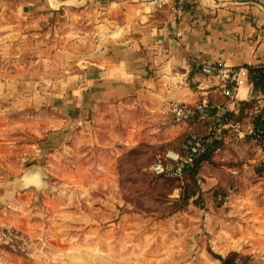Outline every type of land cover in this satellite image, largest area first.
Listing matches in <instances>:
<instances>
[{
  "label": "crops",
  "instance_id": "obj_1",
  "mask_svg": "<svg viewBox=\"0 0 264 264\" xmlns=\"http://www.w3.org/2000/svg\"><path fill=\"white\" fill-rule=\"evenodd\" d=\"M177 1L0 0V57L9 61L0 65V168L33 161L26 184L39 185L46 172L42 163L49 164L51 154L60 163L71 162L75 184L81 178L80 158L91 150L84 152L85 142L105 146L101 135H116V117L127 132L120 146L130 143L128 123L143 128L146 110L149 119L160 122L154 130L196 129L206 149L216 139L220 144L198 174L203 203L192 199L172 216L187 220L189 240L207 263L221 264L209 249L223 256L251 254L262 242L264 154L251 132L264 94L254 92L250 82L243 85L232 112L237 127L225 125L216 137L209 135L212 118L175 123L173 106L196 107L205 99L222 103L227 97L221 68L264 64V11L252 0ZM16 56L33 58L16 65ZM245 142L246 159L236 147ZM167 144L173 149L170 139ZM13 183L23 189L18 180ZM224 189L227 196L218 205ZM120 215L128 218V212ZM131 215L146 220L139 212ZM119 243L123 247L122 239ZM150 258L151 264L159 262ZM109 262L144 263L123 253Z\"/></svg>",
  "mask_w": 264,
  "mask_h": 264
},
{
  "label": "rangeland",
  "instance_id": "obj_2",
  "mask_svg": "<svg viewBox=\"0 0 264 264\" xmlns=\"http://www.w3.org/2000/svg\"><path fill=\"white\" fill-rule=\"evenodd\" d=\"M29 58L33 57L16 56L14 63H29ZM8 63V57H0V65ZM147 112L140 130L128 123L130 143L125 146L119 144L127 132L120 130L124 125L118 117L112 120L116 135H101L105 146L85 142L84 152L91 150L80 158V183L72 184L71 162L60 163L51 154L49 164L42 163L46 170L42 184H23L22 190L13 181L26 183V172L36 163L23 161L16 162V167L0 168V264H114L110 256L118 258L121 253L137 256L143 264H151V256L158 257L155 264H209L190 242L183 215L166 216L173 207L168 199L178 197L175 186L185 177L175 183L151 180L152 165L166 152L168 139L169 147L178 149L189 132L203 135L196 129L184 133L178 127L163 134L154 130L160 122L149 119ZM49 126H54L52 115ZM238 144L239 157L246 159L248 144ZM121 211L128 212V218L121 220ZM134 211L146 220H135ZM121 222L128 228L122 229ZM259 240L253 253L243 254L248 259L239 260L240 264H264V232L259 233Z\"/></svg>",
  "mask_w": 264,
  "mask_h": 264
},
{
  "label": "built area",
  "instance_id": "obj_3",
  "mask_svg": "<svg viewBox=\"0 0 264 264\" xmlns=\"http://www.w3.org/2000/svg\"><path fill=\"white\" fill-rule=\"evenodd\" d=\"M185 0H178L179 5L184 4ZM252 2L260 6L264 11V0H252ZM178 31V34H181ZM220 80L223 85V93L227 97L222 103H210L207 99L196 107H188L181 103L173 106V121L181 123L192 120L197 113L202 116L210 113L213 124L209 127V135L216 137L225 125L237 127V123L233 117V106L236 102V93L243 86L249 83V71L246 67L241 68H221L219 70ZM256 97V96H253ZM264 110V105L257 109L255 118ZM264 119V118H263ZM252 135H256L264 154V128L260 126L253 128ZM206 140L196 132H189L182 141L180 149L167 150L152 165V170L157 175H165L168 177H182L185 169L194 163L196 158L205 151ZM262 170L264 172V159L262 162Z\"/></svg>",
  "mask_w": 264,
  "mask_h": 264
},
{
  "label": "trees",
  "instance_id": "obj_4",
  "mask_svg": "<svg viewBox=\"0 0 264 264\" xmlns=\"http://www.w3.org/2000/svg\"><path fill=\"white\" fill-rule=\"evenodd\" d=\"M246 68L249 71V82L253 85L254 92L260 91L264 94V64L247 65ZM244 106H246V104ZM202 117L204 119L211 118V114L206 113L205 116H202L200 113H197L196 116L190 121H198ZM263 118H264V110L261 114H259L254 119L255 128L259 126L261 128H264ZM253 136L256 138V135H253ZM219 144H220L219 141L216 139L209 146V148L205 149V151L196 158L193 164L189 165L185 169V172L182 177L175 178V177H168L165 175H157L152 170L153 177L151 178V180H153L154 178H159V179L164 178V179H168L167 182L169 181L170 183H175L176 182L175 179L181 180V178L185 177V181L181 185L175 186L176 188H179L180 190L179 196L174 197V198L169 197L168 199V201L172 204L173 207L170 210V212L166 214V216H170L176 212H181V211L186 210L192 199H193L192 202L196 205H201L203 203V192H202V188L198 181V174L200 173L201 165L203 163L212 162L213 154ZM178 149H180V147ZM261 169H263L262 164H261ZM226 196H227V191L226 189H224L222 193V199H220L221 201L219 202L218 205H221L223 203ZM209 252L213 255L214 258L218 259L221 262V264H240L239 260L243 258L248 259L246 255L240 254L235 251H231L226 256L215 253L211 249H209Z\"/></svg>",
  "mask_w": 264,
  "mask_h": 264
},
{
  "label": "water",
  "instance_id": "obj_5",
  "mask_svg": "<svg viewBox=\"0 0 264 264\" xmlns=\"http://www.w3.org/2000/svg\"><path fill=\"white\" fill-rule=\"evenodd\" d=\"M29 178H30V175H26L25 176L24 180H25L26 183H31L30 180H29ZM26 183L23 182L22 184H26ZM36 185H38V184H36Z\"/></svg>",
  "mask_w": 264,
  "mask_h": 264
}]
</instances>
